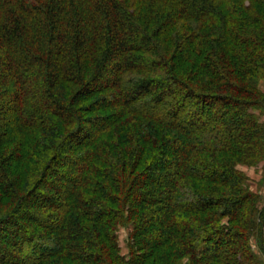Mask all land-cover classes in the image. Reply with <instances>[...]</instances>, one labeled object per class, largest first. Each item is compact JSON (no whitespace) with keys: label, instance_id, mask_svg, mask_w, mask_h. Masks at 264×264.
Here are the masks:
<instances>
[{"label":"trees","instance_id":"obj_1","mask_svg":"<svg viewBox=\"0 0 264 264\" xmlns=\"http://www.w3.org/2000/svg\"><path fill=\"white\" fill-rule=\"evenodd\" d=\"M263 80L264 0H0V264H264Z\"/></svg>","mask_w":264,"mask_h":264},{"label":"rangeland","instance_id":"obj_2","mask_svg":"<svg viewBox=\"0 0 264 264\" xmlns=\"http://www.w3.org/2000/svg\"><path fill=\"white\" fill-rule=\"evenodd\" d=\"M259 89L264 93V80L260 81ZM252 112L258 117L259 121L264 124V109H255ZM63 166L62 162L58 164L59 169H62ZM234 169L245 178L243 183L244 188L258 196L257 209L260 210L264 205V158L261 162H257L252 166L243 163H236ZM225 221L226 220H224V222ZM129 233L130 232L127 228H121L118 231V243L122 256L128 254ZM252 245L255 253L261 256L254 241Z\"/></svg>","mask_w":264,"mask_h":264}]
</instances>
